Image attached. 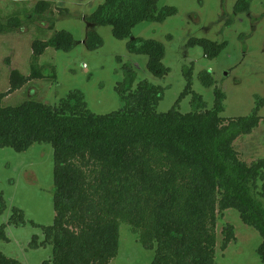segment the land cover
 Instances as JSON below:
<instances>
[{
	"label": "trees",
	"instance_id": "obj_1",
	"mask_svg": "<svg viewBox=\"0 0 264 264\" xmlns=\"http://www.w3.org/2000/svg\"><path fill=\"white\" fill-rule=\"evenodd\" d=\"M158 2L104 0L86 20L110 26L114 37L124 39L140 22L162 21L176 13L173 6L159 8ZM50 6V0H39L35 10L42 14ZM248 7L246 0L235 4L237 11ZM20 24L18 17L5 23L0 16V34ZM71 42L65 30L48 40H34L30 73L11 70L9 87L0 93V147L20 152L34 143H48L53 150V222L42 227L41 240L32 236L29 241L33 248L51 246V257L41 264H109L117 255L122 222L143 247L154 249L150 264H216L217 214L229 208L261 236L256 252L264 263V158L247 164L233 147L236 138L258 126L257 108L264 100L257 98L249 115L223 117L224 93L215 88L213 107L205 109L191 89L189 69L181 95L191 93L196 108L181 113L173 106L159 113L162 88L140 80L132 90L134 70L125 63V77L116 86L123 105L111 113L91 112L80 91L56 105L35 100L2 105L4 97L44 77L37 61L47 47L67 50ZM192 42L208 57L217 56L225 45L208 39ZM127 48L148 55L153 75L167 73L160 42L132 38ZM202 79L213 84L209 73ZM5 209L0 193V215ZM8 224L23 226L22 212L13 208L7 222L0 223L1 240H9ZM223 234L221 250L235 240L233 226L227 224ZM0 264L22 263L0 252Z\"/></svg>",
	"mask_w": 264,
	"mask_h": 264
},
{
	"label": "rangeland",
	"instance_id": "obj_2",
	"mask_svg": "<svg viewBox=\"0 0 264 264\" xmlns=\"http://www.w3.org/2000/svg\"><path fill=\"white\" fill-rule=\"evenodd\" d=\"M38 1L0 0L2 20L7 23L18 17L21 22L0 34V93L9 87L11 70L30 73L34 40H48L55 32L65 30L72 35V42L67 50L47 47L37 61L44 69V77L4 97V106L25 100L56 105L70 92L80 91L91 112L111 113L123 105L116 86L125 77V63L134 70L132 90L140 80L162 88L156 106L159 113L173 106L181 113L196 108L191 93L181 95L189 69L191 89L201 96L205 109L213 107L215 88L224 93L223 117L249 115L257 106V98L264 100V0H246L247 11L235 10L238 0H159V8L173 6L176 13L162 21L140 22L124 39L114 37L110 26L86 20L104 0H50V9L42 14L35 10ZM138 37L163 45L162 63L168 68L163 77L149 71L148 55L128 50L127 43ZM196 39L225 45L217 56L208 57L199 43L192 42ZM205 73L210 74L212 85L204 84ZM257 114L258 126L233 142L239 158L247 164L264 158V106L257 108ZM262 182H257L259 190ZM0 193L6 203L0 223L7 222L13 208L20 210L25 219L23 226H6L9 240L0 239V252L22 264H41L49 259L50 245L33 248L29 241L32 236L41 240L42 227L51 225L54 218L51 145L34 143L20 152L0 147ZM262 203L264 206V200ZM227 224L233 226L235 240L221 250ZM261 240L235 209H226L217 214L215 263L264 264L256 252ZM153 256L154 249L143 247L130 226L120 223L117 255L109 264H150Z\"/></svg>",
	"mask_w": 264,
	"mask_h": 264
}]
</instances>
